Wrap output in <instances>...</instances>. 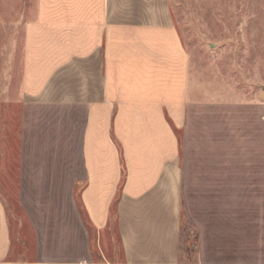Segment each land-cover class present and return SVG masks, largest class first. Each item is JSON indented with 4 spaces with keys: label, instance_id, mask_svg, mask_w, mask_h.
Segmentation results:
<instances>
[{
    "label": "crops",
    "instance_id": "obj_1",
    "mask_svg": "<svg viewBox=\"0 0 264 264\" xmlns=\"http://www.w3.org/2000/svg\"><path fill=\"white\" fill-rule=\"evenodd\" d=\"M0 34L21 218L15 230L0 196V264H188L195 173L229 196L202 224L215 227L213 258L201 250L197 264H264V107L207 99L169 0H0Z\"/></svg>",
    "mask_w": 264,
    "mask_h": 264
},
{
    "label": "rangeland",
    "instance_id": "obj_2",
    "mask_svg": "<svg viewBox=\"0 0 264 264\" xmlns=\"http://www.w3.org/2000/svg\"><path fill=\"white\" fill-rule=\"evenodd\" d=\"M169 4L191 61L205 75L207 99L260 103L264 107V0H169ZM8 38L10 36L0 34V43ZM19 123V108L0 104V155L6 150L9 175L5 179L0 176V196L9 206L15 230L21 220L16 214L15 194ZM195 174L187 180L181 226L185 251L182 261L188 264H197L201 250L212 260L215 227L211 225L203 230L202 224L208 225L206 221L213 223V207L221 208L220 214L224 205L229 203L227 194L214 193L213 180H200L193 177ZM224 213L225 210L222 215ZM22 225L23 237L29 239L28 253L32 255L33 235L27 226ZM228 229L222 227V233ZM201 235L204 242L200 241ZM92 242L95 261L105 262L94 232ZM15 246L20 247L16 241ZM106 255L107 259H115L109 250Z\"/></svg>",
    "mask_w": 264,
    "mask_h": 264
}]
</instances>
